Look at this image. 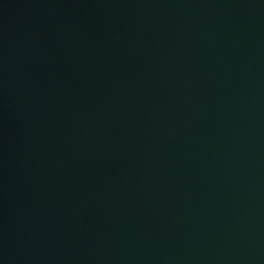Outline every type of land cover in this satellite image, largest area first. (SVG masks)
I'll list each match as a JSON object with an SVG mask.
<instances>
[{
    "label": "water",
    "instance_id": "1",
    "mask_svg": "<svg viewBox=\"0 0 264 264\" xmlns=\"http://www.w3.org/2000/svg\"><path fill=\"white\" fill-rule=\"evenodd\" d=\"M0 264H264V0H0Z\"/></svg>",
    "mask_w": 264,
    "mask_h": 264
}]
</instances>
